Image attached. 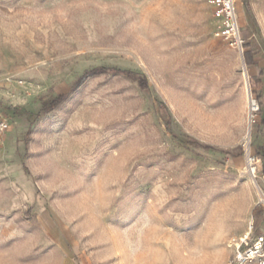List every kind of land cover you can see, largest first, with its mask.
<instances>
[{
  "label": "rangeland",
  "instance_id": "obj_1",
  "mask_svg": "<svg viewBox=\"0 0 264 264\" xmlns=\"http://www.w3.org/2000/svg\"><path fill=\"white\" fill-rule=\"evenodd\" d=\"M236 5L243 50L215 0H0V264H230L264 229V0Z\"/></svg>",
  "mask_w": 264,
  "mask_h": 264
},
{
  "label": "built area",
  "instance_id": "obj_2",
  "mask_svg": "<svg viewBox=\"0 0 264 264\" xmlns=\"http://www.w3.org/2000/svg\"><path fill=\"white\" fill-rule=\"evenodd\" d=\"M215 3L223 21L220 33L243 50L245 40L238 23L236 0H215ZM253 101L255 104V99ZM258 109V105L253 108V110ZM10 126V117L4 111H0V139L6 135ZM256 158L260 160L259 156L250 157V164H253ZM253 170L255 171V166H253ZM229 243L233 248L230 264H264V229L255 233L252 224L248 231L239 237H232Z\"/></svg>",
  "mask_w": 264,
  "mask_h": 264
},
{
  "label": "trees",
  "instance_id": "obj_3",
  "mask_svg": "<svg viewBox=\"0 0 264 264\" xmlns=\"http://www.w3.org/2000/svg\"><path fill=\"white\" fill-rule=\"evenodd\" d=\"M245 55V59L247 61L248 64H252L253 63V53L251 51H245L244 53ZM109 70H113V71H116V72H120V73H124L125 75L127 76H130V77H133V78H138L140 83L143 85V86H147L148 85V79L145 75H139L138 73H136L135 71L133 70H130V69H121V68H116V67H105V66H96V67H93L91 69H87L84 71V73H82L78 79H77V83L81 82L84 78L88 77L89 75L91 74H94V73H97V72H102V71H109ZM263 74V70L260 71V75ZM254 79H258L259 80V77L258 76H254L253 77ZM65 98V94H61V95H58L57 97L53 98L51 101L49 102H45L43 104V107H42V113H47L49 111H51L52 109H54L55 107H57ZM12 110L14 111H27V112H31V108L29 107V105H15V106H11L10 107ZM175 137L177 138H181L179 135H175ZM189 141H191L192 143H198L197 140L195 139H192V138H188ZM228 152V151H226ZM254 218H256V220L259 222L261 221V219L258 217L257 213L254 212Z\"/></svg>",
  "mask_w": 264,
  "mask_h": 264
},
{
  "label": "bare ground",
  "instance_id": "obj_4",
  "mask_svg": "<svg viewBox=\"0 0 264 264\" xmlns=\"http://www.w3.org/2000/svg\"><path fill=\"white\" fill-rule=\"evenodd\" d=\"M251 98V97H250ZM254 101H253V98H251V107L254 105V103H253Z\"/></svg>",
  "mask_w": 264,
  "mask_h": 264
}]
</instances>
